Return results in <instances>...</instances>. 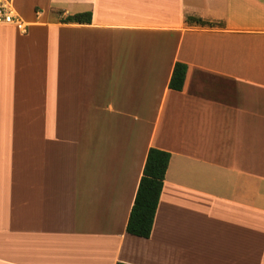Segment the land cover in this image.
Here are the masks:
<instances>
[{
    "label": "crops",
    "instance_id": "crops-1",
    "mask_svg": "<svg viewBox=\"0 0 264 264\" xmlns=\"http://www.w3.org/2000/svg\"><path fill=\"white\" fill-rule=\"evenodd\" d=\"M15 2L0 264H264V0ZM151 148L171 159L145 239L126 228Z\"/></svg>",
    "mask_w": 264,
    "mask_h": 264
},
{
    "label": "trees",
    "instance_id": "trees-1",
    "mask_svg": "<svg viewBox=\"0 0 264 264\" xmlns=\"http://www.w3.org/2000/svg\"><path fill=\"white\" fill-rule=\"evenodd\" d=\"M52 11L58 14L64 13L63 10L59 9H52ZM91 20V13L86 12L67 16L62 19V22L66 24H90ZM187 21L191 25H214L195 17H188ZM186 74L187 66L180 63L176 64L169 84L170 89L181 91ZM170 159L171 155L168 152L156 148L149 150L127 224L126 231L128 234L145 239L151 237Z\"/></svg>",
    "mask_w": 264,
    "mask_h": 264
},
{
    "label": "built area",
    "instance_id": "built-area-1",
    "mask_svg": "<svg viewBox=\"0 0 264 264\" xmlns=\"http://www.w3.org/2000/svg\"><path fill=\"white\" fill-rule=\"evenodd\" d=\"M0 25H21L12 0H0Z\"/></svg>",
    "mask_w": 264,
    "mask_h": 264
},
{
    "label": "rangeland",
    "instance_id": "rangeland-1",
    "mask_svg": "<svg viewBox=\"0 0 264 264\" xmlns=\"http://www.w3.org/2000/svg\"><path fill=\"white\" fill-rule=\"evenodd\" d=\"M17 9L24 17H29L34 14V7L38 6L41 10L46 9L49 0H16Z\"/></svg>",
    "mask_w": 264,
    "mask_h": 264
}]
</instances>
